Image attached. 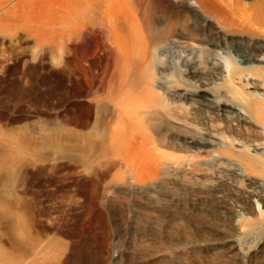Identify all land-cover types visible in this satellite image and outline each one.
I'll list each match as a JSON object with an SVG mask.
<instances>
[{"label": "rangeland", "instance_id": "obj_1", "mask_svg": "<svg viewBox=\"0 0 264 264\" xmlns=\"http://www.w3.org/2000/svg\"><path fill=\"white\" fill-rule=\"evenodd\" d=\"M220 1H225L226 10L237 20L242 19L245 24L242 30L245 35L229 37L233 47L242 50L259 47L257 39L264 36V0ZM2 2L4 0L0 2V137L3 138L0 139L13 142V146L18 149V160L11 171L5 170L3 164H0V204L2 209L10 207L12 212L18 213V218H0V233H7L15 242L13 248L0 235L4 254L11 259L20 255L23 258L30 241L42 240L50 248L48 253L47 247L43 245V254L54 256L59 252L56 258L59 261L70 255L75 242L77 249L70 255L73 264H79L82 259L85 264H100L103 256L106 257V264H264V227L255 228L248 234L243 231L246 218L257 219L264 212V192L260 193L258 184H254L264 179V167L261 165L262 167L255 169L249 180L244 179L243 168L238 165L234 166V171L238 174L232 175L220 172L213 159L207 161L208 157H203L204 161H200L202 156H197V161L196 158L193 159V153L169 148L167 151L176 153L173 160L172 157L166 159L157 166L155 172L139 174L141 177L138 178L137 174L134 177L131 173H127L128 176L121 175L124 170V163L119 156L121 143L109 141L110 132L105 130L102 120L93 124L94 130L93 127L90 129L93 138L91 146L75 149L69 142L58 139L60 118L56 113L60 115L69 111H57L59 108L54 106L55 96L59 92L55 81L43 80V76L47 75L46 71L42 70L33 77L28 74L27 68L30 63H39L43 45L48 50L47 62L51 66H62V52L39 40V25L36 20L31 21L32 16L28 17L23 12L21 18L12 19L7 13L12 10L14 2L4 6L1 5ZM178 4L182 5L181 0H172L171 3L143 0L144 24L147 23L146 33L152 44L163 41L170 31L180 34L179 22L184 25L182 31L188 39L205 45L214 39L216 29L221 30L222 34L229 31L227 26L228 29L225 30L220 28L211 13L197 7V0H189V4L185 5L184 16L180 14ZM228 4H231L230 7ZM254 26L263 31L256 30ZM177 51L171 49L165 54L170 62H177ZM229 51L234 56L233 61L235 58L236 61L243 58L242 54L227 48L218 53L227 55L225 52ZM201 55L202 65L206 66V54ZM15 59L19 63L17 72L9 69L15 65ZM170 72L177 74L175 69L164 71L163 74ZM184 78L201 89L213 87L212 81H204L206 83L202 84L200 75H184ZM17 84L19 91H12L11 88ZM30 86L33 93L28 95L24 90ZM38 96H44L46 102H40ZM190 101H173L174 105L180 103V106L186 107L189 113L184 120L178 122L186 123L189 127L192 125L191 129L202 131L215 140H222L221 135L227 133V136L239 141L235 145L237 150H243L246 142L253 143L238 134L241 126L236 121ZM43 109L50 111H42ZM15 112H22L29 117L16 123L4 122L1 114L7 116ZM48 114L51 115L50 118L47 117ZM171 121L168 123L163 120L162 126H157V131L162 132L167 124H172ZM230 127L234 130H230ZM24 134L33 138L27 141V135ZM231 143L225 141L227 146ZM192 154L194 157L191 158ZM176 155L184 159L179 157L178 161V158L175 159ZM256 170H260L262 174L259 171L260 175H256ZM25 176L31 178V184L27 188L20 182ZM94 191L97 192L96 197ZM245 197H250L251 211L243 201ZM94 198L95 205L104 213V223L96 218L94 209L90 206V199ZM2 209L0 215L3 213ZM19 230L23 231L22 235ZM48 240L49 243L57 241L59 250L55 247L56 250L51 252L54 246L51 248V245H47ZM61 249L64 250L63 253Z\"/></svg>", "mask_w": 264, "mask_h": 264}, {"label": "bare ground", "instance_id": "obj_2", "mask_svg": "<svg viewBox=\"0 0 264 264\" xmlns=\"http://www.w3.org/2000/svg\"><path fill=\"white\" fill-rule=\"evenodd\" d=\"M162 1L172 2V0ZM181 2L182 5L178 4V9L181 8L180 14L184 16L186 14L185 5L189 4V0H181ZM224 3L225 1L220 0H197V7L211 13L218 23H223V26L221 23H217L220 28L224 30L229 28V31L227 30L228 32H224V34L221 33V30L216 29L213 34L214 39L208 45L188 39L182 31L184 25L180 22V34L170 31V34L164 40L162 39L163 41L152 44L146 33L145 25L147 23L144 24L143 0H4L1 5L12 4V10L7 13L12 19L21 18L23 12L27 13L28 17L32 16L31 21L35 22L36 20L39 25V40L46 45H53L56 50L62 52V66L60 68L51 66L47 62L48 50L43 45L39 63H30L27 68L28 74L33 77L42 70L46 71L47 75L41 79L55 81L59 92L55 96L54 106L59 108L57 111H69L60 115L56 113V116L60 118V127H57L59 130L58 139L69 142L75 149L90 145L93 142L90 129L95 122L102 120L105 130L110 132L109 141L121 143L119 156L124 163L121 175L128 176L127 173H131L134 174L133 177L136 174L138 177L139 174L155 172L157 166L166 159L172 157L171 160H173L176 153L167 151V149L173 148L181 152L195 154V157L193 154L191 155L194 160L197 159V156L198 158L202 156L200 161H204L203 157H208L207 161L213 159L220 172L237 175L234 166L238 165L243 168L244 179L250 180L255 169L261 165L264 167V36L257 39L260 46L253 50L233 47V44L229 42V37L245 35L242 32L245 24L241 21V17H239L241 19L239 21L229 13L226 10L227 3ZM242 17L246 18V16ZM249 18L247 17L252 22V19ZM247 22L249 23V21ZM253 24L251 28H253ZM257 29L261 30L262 28ZM223 48L242 54L243 58L238 61L235 58L233 61L234 56L232 57L233 54L231 55L230 51L225 52L228 53L227 55L219 54L218 51L220 52ZM171 49L178 50L177 62H170L165 55ZM201 54H206V66L202 65ZM18 66L19 63L16 61L15 65L9 69L17 72ZM170 69L177 70V74H172V72L163 74L164 71ZM183 74L187 77L200 75L202 84L206 83L204 81H212L213 87L201 89L197 84L185 79ZM19 89L18 84L11 88L12 91H19ZM24 91L31 95L33 88L30 86ZM176 99H190L196 103L195 105L212 109L218 115L236 121L237 125L241 126L238 134L243 136L246 141L253 143L246 142L243 150H237L235 145L239 141H236L237 138L227 136V133L221 135L222 140H215L204 135L202 131L191 129V124L189 127L186 123L178 122L184 120L188 110L186 107L180 106V103L174 105L173 101ZM38 100L46 102L47 99L44 96H38ZM42 111L50 110L43 109ZM49 114L48 118L51 117ZM1 117L4 122L16 123L29 116L22 112H15L7 116L1 114ZM163 120H167L168 123L172 120V124H167L162 132H158L157 126H162ZM49 125L47 124V126ZM230 130H234V128L230 127ZM26 135L24 134V136ZM31 138L33 137L27 135L25 139L30 141ZM97 138L100 139L98 136ZM225 141L232 143L227 146ZM95 145L97 146V144ZM73 147L70 148L73 149ZM17 152L18 149L13 146V142L8 143L0 139V164H3L5 170L11 171V167L18 160ZM182 156L185 157L184 154ZM179 157L177 156L175 159L178 158L180 161ZM184 157L180 158L184 159ZM138 165L141 168L137 167ZM256 171V175L257 173L262 174L260 170V173L258 170ZM262 177L264 178V174ZM20 182L24 188H27L31 184V178L25 176ZM254 184H258L257 188L260 193L264 192V179H260ZM94 187L97 186L94 185ZM95 191L94 197L97 196ZM249 199L250 197H245L243 201L251 211ZM67 202L69 203V201ZM90 206L94 209L96 218L104 223V213L101 208L95 205V198L90 199ZM0 209H2L1 204ZM2 210L1 219L18 218V213L12 212L10 207H5ZM248 219L246 218L247 223L243 229L245 234L255 228L264 227L263 211L257 219ZM62 221L61 223H63ZM16 222L17 220L14 221V225ZM62 228L63 226L60 227V229ZM22 232H20L21 235ZM0 235L5 237L11 247H15L14 240L7 233L2 232ZM23 236L27 240V236L25 234ZM21 239H23L22 236ZM49 240L47 245H51V248L54 246L51 252H54L53 250L56 248L59 250L58 242L54 240L55 242L49 243ZM45 243H42V240L30 241L29 244L26 243L28 248L25 250L23 258L20 255V257L12 259L4 254L3 247L0 245V264H73L70 255L77 249L74 246L75 242L72 244L73 247L71 246L70 255H67L65 259L62 258L61 261L56 259L59 252L54 255L57 261H54L53 255L43 254L42 249L45 247H47L46 251L50 250ZM80 250L82 251V249ZM62 251L64 252L61 249ZM6 252L9 254L8 251ZM84 262L85 260L82 259L80 263H77L85 264ZM100 264H106L105 256L101 257Z\"/></svg>", "mask_w": 264, "mask_h": 264}]
</instances>
